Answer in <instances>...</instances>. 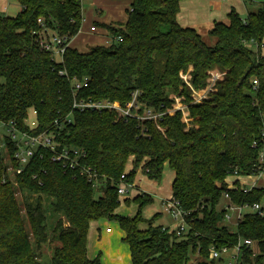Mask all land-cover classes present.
Instances as JSON below:
<instances>
[{
  "label": "trees",
  "instance_id": "16d2710c",
  "mask_svg": "<svg viewBox=\"0 0 264 264\" xmlns=\"http://www.w3.org/2000/svg\"><path fill=\"white\" fill-rule=\"evenodd\" d=\"M16 1L22 8L17 16H0V122L14 121L28 131L24 122L35 110L38 132L71 117L56 140L84 151L82 164L94 168L96 178L89 182L65 170L46 150L22 174L13 175L6 159L16 147L5 138L7 150L0 148V264H40L38 252L49 241L43 196L53 199L52 211L61 215L53 228L59 246L52 264H103L100 256L90 259L87 249L90 225L103 220L117 222L124 232L130 264H189L196 255L198 264H216L208 262L210 247L232 248L240 239L259 248L257 254L243 248L240 264H264V218L246 214L231 230L223 224L222 208L226 192L236 206L264 201V188L245 193L239 182L234 190L226 183L235 172L258 173L264 147V2L246 0L260 8L248 10L244 20L232 10L227 24L215 23L211 47L194 28L179 24L184 0H131L124 28H109L111 45L87 53L69 46L55 62L38 44V21L72 40L83 24L82 1ZM74 78H88L79 99H108L126 107L137 93L138 102L163 116L140 122L117 120L108 112L72 111ZM211 84L207 98L193 103L192 94ZM176 99L184 111L173 109ZM129 166L131 184L139 169L155 182H161L166 167L174 172L172 197L188 213V228L180 237L154 226L159 214L143 217L145 207L154 203L146 193L134 199V217L116 214L121 204L117 185ZM17 191L31 197L20 201Z\"/></svg>",
  "mask_w": 264,
  "mask_h": 264
},
{
  "label": "built area",
  "instance_id": "2783aa9c",
  "mask_svg": "<svg viewBox=\"0 0 264 264\" xmlns=\"http://www.w3.org/2000/svg\"><path fill=\"white\" fill-rule=\"evenodd\" d=\"M83 1V0H81ZM83 7V4H82ZM41 24V30L37 33V41L40 47L52 54V58L55 62H61L62 56L70 46L71 41L69 37L62 36L59 34H54L49 31L43 25L42 20L38 21ZM97 28L92 26L91 31H96ZM121 38H117V41ZM264 45H262V48ZM59 58V60H57ZM64 74V73H61ZM218 76H215L213 81H215ZM71 81V86L73 89V103L72 111L76 112H86L94 111L97 113H114L117 120L135 118L140 122L150 121L157 122L163 116L159 111H156L151 108L144 107L140 102L137 101V93L134 94L133 100L126 106L123 107L117 101H111L108 99L102 101H94L92 99H79L77 94L84 87L88 85V78L77 79L74 78ZM254 87L256 88L258 83L257 81L253 82ZM212 84L206 90L201 92H194L192 94V102L195 104H200L205 98H207L208 93L212 89ZM174 110L184 111L185 107L182 105L180 100L176 99V102L173 106ZM140 111L142 113L140 114ZM37 112L35 110L31 111L29 116L25 119V125L28 128V131L20 130L14 121L8 123H2L8 132V137H6L9 143H12L16 149L13 152L12 156H9L6 159L7 171L13 175H20L24 171L25 167L30 163V161L36 156L40 150L49 151L52 154V161L59 163L67 171L75 172L76 175L86 178L89 182L94 181L96 178V170L90 166H85L82 164L83 159L85 158V153L81 149L62 146L57 140L58 129L62 128L63 123L72 122L71 117H67L63 122L59 123L56 121L50 129L38 131V122L36 120ZM264 124V116H263ZM6 144L3 143L0 145L1 149L7 150ZM13 162L16 164L14 166ZM128 171L125 172L120 177V181L117 185L118 199L125 198L133 184L128 182ZM264 175V147L259 155V164H258V173L252 176H240L235 172L229 177H238L240 178L237 182L240 183L244 192H249L255 188H261L258 183L262 180ZM228 177V178H229ZM252 183L250 184V182ZM227 183V182H226ZM236 183V182H235ZM234 183V186H235ZM231 185L228 184L229 190H234L236 187L231 188ZM224 206L222 207L225 211L224 222L233 225L236 227L238 223L243 219L246 214L257 213L264 218V206L262 203H255L253 205H243L236 206L231 202V198L226 192L223 198ZM164 212L170 217L172 224L176 226L175 232L178 237H180L188 228L186 218L188 213L183 211L180 208V204L173 197L163 201ZM245 210H250L249 213L244 214ZM170 229V227H164L165 229ZM111 230L108 229L107 233H110ZM257 243L249 239H240L238 243L232 247H224L218 249L214 246L210 247L208 252V262H215L216 264H240V253L243 248H252L254 254H257L254 250V246Z\"/></svg>",
  "mask_w": 264,
  "mask_h": 264
},
{
  "label": "rangeland",
  "instance_id": "374dc122",
  "mask_svg": "<svg viewBox=\"0 0 264 264\" xmlns=\"http://www.w3.org/2000/svg\"><path fill=\"white\" fill-rule=\"evenodd\" d=\"M104 0H83V12H84V18L85 21L82 24V29L80 33L72 39L71 42H73L72 47L75 48V46L83 50L87 53L88 50L91 48L95 47L94 43L96 42L94 40L93 35L89 33V28L91 22L94 20L102 21L105 20V18H113V19H108L106 22H101V23H95V25L99 29L98 33H101V29H105L109 32V28L113 29H123L127 19H114V18H119L123 17L124 13H126L127 9V18H128V10L130 8L129 3L127 0H108L112 2H123L122 5H119L118 8L116 7H107L104 9L100 7V2ZM246 1V0H245ZM243 1V2H245ZM256 1L257 0H252ZM264 2V0H261ZM247 5V7H246ZM242 9L241 10V16L242 19L247 18V12L248 10H258L260 7H255L256 5L248 6L246 3L241 4ZM21 6L16 0H0V16L2 17H15L21 12ZM94 10V13L97 15H103L101 16H96L94 17V13L92 11ZM105 10V11H104ZM93 13V15L91 14ZM105 13V14H104ZM125 17V16H124ZM218 21H221V19H218ZM222 22V21H221ZM228 21L226 22V24ZM202 26V25H201ZM200 26L197 27V31L203 38L204 42L208 46H214L216 44V39L211 37L209 35V32L206 31L207 27L203 26V28ZM98 33L94 35L95 37H98ZM110 33V32H109ZM109 39H112L108 35ZM100 46V45H96ZM263 51V56H264V47L262 48ZM59 60V58H57ZM8 137V132L7 128L0 122V145L4 143L5 138ZM131 169V166H129L128 170ZM140 169L138 170L135 179L138 175V179H141L142 182H140V187L141 189H147L149 192L154 193L155 195L152 197L154 200V203L151 205H148L145 207V209L142 212V215L145 219L150 220L152 219L155 215L159 214L160 216L155 220L154 226H163L167 225L170 227V229L175 230L176 226L172 224V221L170 217L164 212V207L161 205L160 202V196L163 197H171V183H172V171L169 168H165V173L163 174V178L161 182H153V181H148L144 178V175L140 173ZM139 173V174H138ZM143 179V180H142ZM261 188H264V175L262 180L258 183ZM16 186V185H15ZM147 194V193H146ZM17 196L20 201H22L26 197H31L29 195H24L20 191H17ZM150 196V195H149ZM98 197V194L96 195ZM155 198V199H154ZM135 198L132 200L127 199V202L124 198L121 199V204L118 208V214L121 216L125 217H134L137 213L138 210V205H136L133 201ZM35 200V196H32L31 201ZM53 199L51 197L43 196V206L46 210V215L48 218V233H49V241L42 245L41 250L38 252V260L40 264H52V256L54 249L59 246V242L56 239V235L53 233V228L57 220L61 217V215L55 214L52 211L51 208V203ZM264 206V201L262 203ZM250 210H245L244 214L249 213ZM24 213V209H23ZM104 224V230L105 228H109L112 232L113 235L111 236H104L102 235L101 238H99L97 235V229L95 228V225H92L89 228L88 231V236H87V249H88V254L94 259L98 256H100L101 261L103 264H130V252L128 245L123 241L124 239V232L121 230L119 227V224L115 221H108L105 220ZM171 221V222H170ZM224 225L228 226L231 230H234L235 227L231 224H228L226 222L223 223ZM141 228H145L146 225H141ZM258 245L256 244L254 246V250L256 253H258ZM196 256H192V260H190L189 264H198L196 260Z\"/></svg>",
  "mask_w": 264,
  "mask_h": 264
},
{
  "label": "crops",
  "instance_id": "0c3cea01",
  "mask_svg": "<svg viewBox=\"0 0 264 264\" xmlns=\"http://www.w3.org/2000/svg\"><path fill=\"white\" fill-rule=\"evenodd\" d=\"M243 1H245V0H184V1H182L180 3V13H179V15L177 17V20H178L179 24L182 27L194 28L196 31H197V27H199V29H200L201 25H202L201 26L202 28H203V26L207 27V25H208L206 31L210 32V30L213 28L215 23H218V22L222 21L221 23H225L226 24L227 21L229 22L228 14L232 10H235L240 15V17L242 18V16H241L242 14H241V10H240V9H242L241 4L242 3H246V2H243ZM123 2L118 3V2H112V1L104 0V1L100 2V7L101 8L104 7V9L107 8V7H110V6L118 8V6L122 5ZM127 2L129 3V6H130L131 5V0H127ZM246 7H247V5H246ZM128 10H130V8ZM92 11L94 13L93 9H92ZM93 13H91V14L93 15ZM94 15H93L94 17H96V16H101L102 17L103 16V15H97L96 13H94ZM123 15L125 17L123 16V17L114 18V19H122V20H123V18L127 19V9H126V13H124ZM108 19L110 20V19H113V18H108L107 17V18H105V20H102V21H98V20L96 21V20L93 19V21L91 22L90 28H89V33L91 35H93L94 40L96 41L94 43V46H96V45H100V46H109V45H111L112 39H109V37H108V35L111 37V34L107 30L101 29V33H98L99 29H97L96 31H91L92 26H95L96 28H98L95 25L96 22L97 23L106 22V21H108ZM218 19H221V21H218ZM84 21H85V18L83 19V22ZM96 33H98V37L94 36V35H96ZM72 44H73V42H71L70 47H72ZM75 48L80 53L85 52L83 50L78 49L76 46H75ZM166 168H168V167H166ZM139 172L142 173L141 171H139ZM164 173H165V170H164ZM144 178L146 180H148V181H151L145 175H144ZM174 178H175V174H174V172H172V183L174 181ZM239 179L240 178H238V177H232V178L229 177V178L226 179V182H227V184L231 185L230 186L231 188H234L235 187L234 183L237 182ZM140 182H142V181H141V179H138V175H137L136 179L134 180L133 186H132L129 194L124 198L125 200H127V199L132 200L133 198H136L141 193H147V195H150L151 197H153L155 195L154 193L149 192L147 189H143L142 190L141 187H140L141 186ZM172 183H171V191H172ZM251 183H252V181L250 182V184ZM158 197H160L161 205H163V201H165L166 199H169V198L172 197V192H171V197H163V196H160V195ZM223 206H224V202L222 204V207ZM116 214L120 215V214H118V209L116 210ZM105 222L106 221L103 220V221H99V222H94V223H92L90 225V227L92 225H95V228L97 229V234H98L97 236L99 238H101L102 235L111 236V235L114 234V233L112 234V232L107 233V230L109 228H107V229L105 228V230H104L103 227H104ZM163 227H168V224L167 225H163ZM88 257L90 259H93L89 254H88Z\"/></svg>",
  "mask_w": 264,
  "mask_h": 264
}]
</instances>
